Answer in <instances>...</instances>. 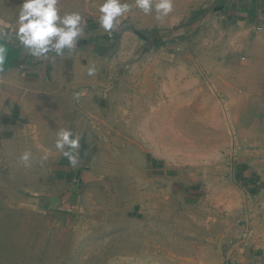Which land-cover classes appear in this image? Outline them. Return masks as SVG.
<instances>
[{"label":"rangeland","instance_id":"1","mask_svg":"<svg viewBox=\"0 0 264 264\" xmlns=\"http://www.w3.org/2000/svg\"><path fill=\"white\" fill-rule=\"evenodd\" d=\"M83 1L99 17L103 0H71L69 12H78L77 4ZM215 1L173 0V11L162 20L135 7L122 18L117 27L131 31V37L120 48L122 67L114 94L103 99L108 103L100 110L107 117L91 160L96 185L86 189L92 195L71 199L75 214L64 220L59 215L67 211L61 189L54 188L58 199L52 201L59 209L51 215L46 202L28 191L0 195V264H208L215 260L206 244L220 239L227 228L236 232L242 222L222 211L223 199L237 192L231 170L237 155L228 151L231 138L228 129L221 128L222 114L213 112L211 118L198 120L205 115L183 108L174 113L178 105L173 100L175 82L179 77L184 81L190 70L199 73L197 67L204 72L209 71L204 67H212L216 73L214 67L223 61L234 63L232 52L240 48L238 29L222 24L218 14L204 17ZM126 2L134 4V0ZM204 9L195 21L194 14ZM210 128L215 129L206 133ZM146 148L161 158L160 165L167 170H195L194 190L184 184L176 187L183 195L196 194V199L183 196L178 204L166 199L162 205L166 218L161 222L156 218L148 223L142 213L137 220L126 215L143 208V192L169 193L177 182L148 181L160 171L148 168Z\"/></svg>","mask_w":264,"mask_h":264},{"label":"crops","instance_id":"2","mask_svg":"<svg viewBox=\"0 0 264 264\" xmlns=\"http://www.w3.org/2000/svg\"><path fill=\"white\" fill-rule=\"evenodd\" d=\"M58 1L61 15L70 11L71 0ZM22 3L23 0H0V42L7 46L9 57L6 67L0 69V195L28 191L46 202L51 215L59 209L55 210L52 201L58 199L54 188L61 189L67 211L59 215L64 220L75 214L71 199L91 196L86 188L96 185L91 160L96 142L100 143L104 136L102 126L107 117L100 110L108 103L103 99L114 94L122 67L120 48L131 37V31L116 27L110 34L105 33L95 10L83 1L77 9L84 18V31L75 51L65 50L60 57L50 54L47 59L36 58L15 38ZM202 13L205 9L196 12L193 19L196 21ZM216 14L222 24L238 29V44L244 51L233 50L234 63L223 61L214 67L216 73L212 67H204L209 69L206 72L197 67L199 73L190 70L184 81L179 77L173 90V100L178 105L174 113L183 108L206 116L198 120L211 118L213 112L222 114L221 128L228 129L231 138L228 151L237 155L231 163L237 192L223 199L222 211L237 215L242 222L236 232L227 228L220 239L213 238V244H206L215 254V260L208 264H264V0H216L204 17ZM90 68L95 70L92 75L88 74ZM60 129H69L80 138L75 166L55 149ZM214 129L205 131L211 133ZM145 150L151 160L148 168L160 171L159 176H149L148 181L158 179L160 184L170 178L177 182L169 193L143 192V208L137 213L127 211L126 215L137 220L142 213L148 223L156 218L165 221L162 205L166 199L177 204L183 196L196 199V194L183 195L182 188L176 187L184 184L189 191L193 189L195 170H167L165 164L160 165L159 156L149 148ZM26 151L32 154L27 167L20 160ZM5 199L9 200L7 196Z\"/></svg>","mask_w":264,"mask_h":264},{"label":"clouds","instance_id":"3","mask_svg":"<svg viewBox=\"0 0 264 264\" xmlns=\"http://www.w3.org/2000/svg\"><path fill=\"white\" fill-rule=\"evenodd\" d=\"M133 7L146 15L154 12L155 18L162 20L173 11V0H134V4L126 0H103L98 6V23L105 33L110 34ZM84 23L79 12H66L61 15L58 0H23L14 30L15 38L33 57L47 59L50 54L60 57L65 54V50L75 51L83 36ZM0 35L3 33L0 32ZM6 52L7 49L0 45V66ZM94 71V68H90L88 74L92 75ZM54 146L71 165H76L79 136L69 129H60L56 132ZM31 159L30 151L24 152L20 157L26 167L30 166Z\"/></svg>","mask_w":264,"mask_h":264},{"label":"water","instance_id":"4","mask_svg":"<svg viewBox=\"0 0 264 264\" xmlns=\"http://www.w3.org/2000/svg\"><path fill=\"white\" fill-rule=\"evenodd\" d=\"M0 45H2L3 47H5L7 49V46L3 42H0ZM7 59H8V49H7V52L5 53V59H4L2 66H0V69L5 66Z\"/></svg>","mask_w":264,"mask_h":264},{"label":"trees","instance_id":"5","mask_svg":"<svg viewBox=\"0 0 264 264\" xmlns=\"http://www.w3.org/2000/svg\"><path fill=\"white\" fill-rule=\"evenodd\" d=\"M138 33V32H137ZM9 58V57H8ZM8 64V62L5 64V66L4 67H6V65Z\"/></svg>","mask_w":264,"mask_h":264}]
</instances>
